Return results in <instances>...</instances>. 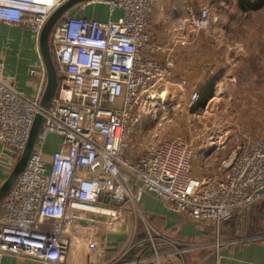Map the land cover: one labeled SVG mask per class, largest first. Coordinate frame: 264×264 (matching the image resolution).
<instances>
[{"label": "built area", "instance_id": "built-area-1", "mask_svg": "<svg viewBox=\"0 0 264 264\" xmlns=\"http://www.w3.org/2000/svg\"><path fill=\"white\" fill-rule=\"evenodd\" d=\"M66 1L0 0V23L32 31L40 48L46 22ZM160 2L87 0L75 7L84 12L101 4L110 14L120 9L117 21L62 16L50 35L58 87L47 109L41 107L45 71L29 97L5 76L0 60V145L10 151L0 156V169L7 175L27 145L36 115L43 118L27 166L0 207V256L49 264L63 263L80 246L98 252L99 218L116 219L132 205L141 213L145 193L196 223L218 228L264 201V139L241 140L225 159L214 160L210 153L201 174L194 171L192 146L181 137L150 136L139 157L128 155L143 115L160 106L157 89L172 83L177 72L174 54L182 42L153 41L150 16ZM210 21L208 7L190 17L196 31ZM180 85L187 88L188 81ZM189 99L195 105L198 91ZM49 133L60 136L61 147L47 162L42 149ZM219 134L212 137L213 149L223 138ZM85 230L89 233L80 236Z\"/></svg>", "mask_w": 264, "mask_h": 264}, {"label": "crops", "instance_id": "crops-1", "mask_svg": "<svg viewBox=\"0 0 264 264\" xmlns=\"http://www.w3.org/2000/svg\"><path fill=\"white\" fill-rule=\"evenodd\" d=\"M225 4L226 2L222 0H161L159 5H153L150 16L153 41L182 42L176 43L175 79L172 83L157 89L160 99L163 100L167 95L174 98L175 92L179 91L181 96L185 95L184 99L190 101L189 94L192 90L200 92L211 78H216L220 69L218 60L222 59V53L219 49L212 48V43H209L208 48L206 40L212 38L219 40L222 37L215 30L210 33L208 31L198 33L193 29L190 17L208 5L212 16L214 6L220 12L219 8L224 7ZM75 7L69 11V14L95 18L99 21H117L122 16V10L117 9L110 14L108 7L101 4L91 5L84 12L77 11ZM238 7L243 12L253 11L244 10L239 5ZM219 17L217 15L211 24ZM250 55L252 57L249 59L248 71L251 83L249 82L250 84L242 90L244 104L240 122L242 127L239 132L234 129L228 131L227 139L231 144L232 141L237 144L241 136L243 137L241 140L250 143L264 139V44L252 46ZM0 60L5 62V76L18 91L29 97L36 94L44 71L47 83L44 60L30 30L0 23ZM183 79L188 81L187 88H182L180 85ZM60 147V136L47 134L42 149L44 159L49 162L52 154ZM142 151V145L137 137L134 138L128 155L137 158ZM5 154L9 155L10 151L0 145V156ZM199 173L201 174L200 171ZM8 176L0 169V187ZM6 198L7 194L1 201L0 207ZM139 204L141 213L137 208L125 206L124 211L116 219L99 218L98 252H89L85 247L80 246L79 249L72 250L63 263L49 264L115 262L129 264L133 260L142 258L147 259L144 264H264V239H254L264 236V233L258 235L242 233L226 237L225 223L219 228L211 223H196L188 214L174 212L168 203L151 193H145ZM88 233L89 230H85L79 235ZM220 241L227 243L217 248L216 244ZM0 264L42 263L36 259L6 254L0 256Z\"/></svg>", "mask_w": 264, "mask_h": 264}, {"label": "rangeland", "instance_id": "rangeland-1", "mask_svg": "<svg viewBox=\"0 0 264 264\" xmlns=\"http://www.w3.org/2000/svg\"><path fill=\"white\" fill-rule=\"evenodd\" d=\"M222 1L226 2L224 7L219 8V12L214 6L211 16V21L217 15L220 16L219 19H215L212 24L210 21L209 27L202 30L209 33L212 30L218 31L222 37L219 40H206L208 48L209 43H212V48H217L222 53V59L218 60L220 69L216 76L213 98L203 108L193 112L190 101L184 99L185 95L182 97L179 91L175 92L174 98L167 95L160 101V106L143 115L138 134L134 136L142 147L153 135L162 139L181 137L192 146L196 174L209 162L210 153H213L214 160L225 159L243 138L239 136L237 144L234 141L231 144L227 139L228 131L234 129L239 132L242 127V90L251 83L248 71L249 59L252 57L250 49L264 44V3L258 10L243 12L238 7V0ZM207 7L210 8V5ZM219 132V136L222 135L223 138H219V144L217 141L213 149L210 146L216 140H212V137L215 139V134ZM132 208L135 207L132 205ZM224 229L226 237L242 233H264V201L251 206L246 213L236 214L225 222Z\"/></svg>", "mask_w": 264, "mask_h": 264}, {"label": "water", "instance_id": "water-1", "mask_svg": "<svg viewBox=\"0 0 264 264\" xmlns=\"http://www.w3.org/2000/svg\"><path fill=\"white\" fill-rule=\"evenodd\" d=\"M84 1L87 0H67L51 14V16L49 17L48 21L46 22L42 30L40 37V51L47 72V83L41 100V107L43 109H47L50 106L57 92V87H58V73L50 51V44H49L52 29L54 28L55 24L61 19L62 16L69 13V11L73 7ZM42 123H43L42 115L37 114L30 132L29 140L21 157L16 163L11 174L8 176L7 180L0 187V203L3 200V198L6 196V194L9 192V190L16 183L21 173L26 168L29 158L38 140L42 128Z\"/></svg>", "mask_w": 264, "mask_h": 264}, {"label": "trees", "instance_id": "trees-1", "mask_svg": "<svg viewBox=\"0 0 264 264\" xmlns=\"http://www.w3.org/2000/svg\"><path fill=\"white\" fill-rule=\"evenodd\" d=\"M242 9L258 10L263 6L264 0H238ZM217 79L211 78L201 89L199 93V99L192 106V110L197 111L205 106L206 102L212 97L215 83Z\"/></svg>", "mask_w": 264, "mask_h": 264}]
</instances>
